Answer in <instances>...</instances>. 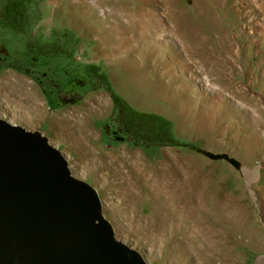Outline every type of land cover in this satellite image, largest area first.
Listing matches in <instances>:
<instances>
[{
    "label": "rangeland",
    "instance_id": "obj_1",
    "mask_svg": "<svg viewBox=\"0 0 264 264\" xmlns=\"http://www.w3.org/2000/svg\"><path fill=\"white\" fill-rule=\"evenodd\" d=\"M0 119L46 137L147 264H263L264 0H0Z\"/></svg>",
    "mask_w": 264,
    "mask_h": 264
},
{
    "label": "water",
    "instance_id": "obj_2",
    "mask_svg": "<svg viewBox=\"0 0 264 264\" xmlns=\"http://www.w3.org/2000/svg\"><path fill=\"white\" fill-rule=\"evenodd\" d=\"M0 264L147 263L46 137L0 119Z\"/></svg>",
    "mask_w": 264,
    "mask_h": 264
},
{
    "label": "bare ground",
    "instance_id": "obj_3",
    "mask_svg": "<svg viewBox=\"0 0 264 264\" xmlns=\"http://www.w3.org/2000/svg\"><path fill=\"white\" fill-rule=\"evenodd\" d=\"M128 86H131V83L126 84V87L128 88ZM8 95H10L11 97H13V99L15 101H17L18 105L20 104V106L26 110L28 113H30L32 115V117L35 120H39L43 114H40V110L38 108L39 105L36 104V97L31 94L30 92H28L24 86H22L21 84H17V85H8ZM15 95V97H14ZM133 98V95H130ZM14 115V114H13ZM60 115V114H59ZM53 117V116H52ZM74 118V117H73ZM64 119V118H62ZM59 120L55 123V128L57 131H65L66 129H68V125L69 122H65L64 120ZM84 119V118H83ZM43 120V119H42ZM82 120V119H81ZM72 121V120H71ZM53 123V122H52ZM79 123V122H78ZM81 123H84L83 121ZM80 123V129H82L81 131L86 132L88 130V127L85 126V124H81ZM79 143V142H78ZM78 148V147H77ZM117 159V158H116ZM211 202L215 201V198H211L210 199ZM163 210V209H161ZM211 210V209H210ZM213 212L215 211V209L212 210ZM159 212V211H158ZM157 212V213H158ZM162 212H160L159 215H161ZM212 213V212H211ZM264 264V260L262 261Z\"/></svg>",
    "mask_w": 264,
    "mask_h": 264
},
{
    "label": "trees",
    "instance_id": "obj_4",
    "mask_svg": "<svg viewBox=\"0 0 264 264\" xmlns=\"http://www.w3.org/2000/svg\"><path fill=\"white\" fill-rule=\"evenodd\" d=\"M126 110L128 115L137 114L133 109L128 106H126ZM138 116L141 117V119H145L150 123H154V125L156 126L155 128H157V133L160 132L161 127L165 124V121L158 115L138 114ZM159 143L164 144L163 141Z\"/></svg>",
    "mask_w": 264,
    "mask_h": 264
}]
</instances>
